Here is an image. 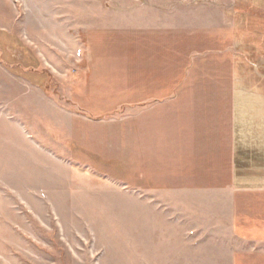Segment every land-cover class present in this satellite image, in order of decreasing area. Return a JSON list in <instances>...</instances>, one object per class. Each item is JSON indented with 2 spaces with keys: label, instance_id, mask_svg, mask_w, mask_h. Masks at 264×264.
Here are the masks:
<instances>
[{
  "label": "rangeland",
  "instance_id": "374dc122",
  "mask_svg": "<svg viewBox=\"0 0 264 264\" xmlns=\"http://www.w3.org/2000/svg\"><path fill=\"white\" fill-rule=\"evenodd\" d=\"M262 189L264 0H0V264H264Z\"/></svg>",
  "mask_w": 264,
  "mask_h": 264
},
{
  "label": "crops",
  "instance_id": "0c3cea01",
  "mask_svg": "<svg viewBox=\"0 0 264 264\" xmlns=\"http://www.w3.org/2000/svg\"><path fill=\"white\" fill-rule=\"evenodd\" d=\"M146 79V78H145ZM158 81H160V85H157ZM148 82V83H147ZM145 86L141 87V89L144 91L140 95L142 96H164V97H174L177 98L175 101L180 104H185L189 100H181V97H190L192 98L193 105H200L202 104L203 106L209 105V106H215L218 103L217 97L218 96H228L230 97V103L227 101H224L225 104H230L231 107H242V106H253V104L250 103L249 96L252 94H248L246 90L242 89H229L224 92H218L217 90H211V89H200V88H193L186 90V88L181 87V83H177L175 87H172L170 90V84H169V78L163 76H155L151 77L150 79L147 78V80L144 82H141L140 86ZM135 86V84H134ZM156 90L157 92H154ZM262 92V91H261ZM262 97L263 95L260 94L258 97ZM174 102V101H173ZM222 103V101H220ZM168 103V102H167ZM262 159V157H261ZM234 173H230V176H233ZM259 192H264V189H262Z\"/></svg>",
  "mask_w": 264,
  "mask_h": 264
}]
</instances>
